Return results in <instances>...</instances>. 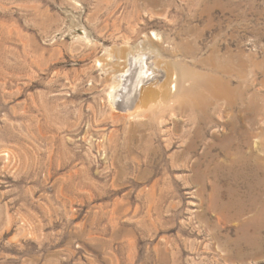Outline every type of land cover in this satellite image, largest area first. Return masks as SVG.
Listing matches in <instances>:
<instances>
[{
  "label": "rangeland",
  "instance_id": "obj_1",
  "mask_svg": "<svg viewBox=\"0 0 264 264\" xmlns=\"http://www.w3.org/2000/svg\"><path fill=\"white\" fill-rule=\"evenodd\" d=\"M0 264H264V0H0Z\"/></svg>",
  "mask_w": 264,
  "mask_h": 264
},
{
  "label": "bare ground",
  "instance_id": "obj_2",
  "mask_svg": "<svg viewBox=\"0 0 264 264\" xmlns=\"http://www.w3.org/2000/svg\"><path fill=\"white\" fill-rule=\"evenodd\" d=\"M156 36V34H155ZM156 38V37H155ZM151 53L153 52H150L148 54L144 53V54H141V55H138V56H134V55H131L129 59H127V62L129 67H127L128 69H125L123 72H121V74L119 75L118 77V80H119V84H118V88L119 86L122 88L124 86H126V89L128 87L127 90H130V96L129 97V100H128V103L125 105H123V109L125 110V112H129V113H137L139 110H141L140 108V103H143L144 99H145V94H144V88L145 86L150 83H152L155 78L158 77V72L159 70L157 71L153 62H151ZM132 54V53H131ZM150 54V55H149ZM156 58V57H155ZM155 60V59H154ZM156 62V61H155ZM158 63V62H157ZM162 64V63H161ZM127 65V66H128ZM155 67H154V66ZM157 65V64H156ZM163 68V67H162ZM158 69V68H157ZM166 75H167V72H165ZM165 75V74H164ZM163 75V76H164ZM162 77V76H161ZM160 77V78H161ZM169 77V76H168ZM129 78V79H128ZM164 78V77H163ZM170 79V77H169ZM174 79V78H173ZM129 80L130 84H127V81ZM168 80V79H167ZM156 82V81H155ZM162 82V81H161ZM159 84V82H158ZM163 84V83H162ZM152 85V84H151ZM150 85V86H151ZM160 87V85H159ZM171 89L174 91L177 89V84L176 82H172L171 83ZM148 88V87H147ZM150 89V88H149ZM115 90V89H114ZM121 90V89H119ZM125 91V89H123ZM121 93H122V90H121ZM127 92L125 91V95ZM117 95H121L120 98L122 97V94H120V91H118L116 93ZM115 94V95H116ZM124 94V93H123ZM124 95V96H125ZM115 97V96H114ZM119 98V97H118ZM123 98V97H122ZM126 99V97H125ZM120 100V99H119ZM126 101V100H125ZM124 101V102H125ZM116 103V102H115ZM119 103V102H118ZM114 105V104H113ZM146 105V104H145ZM120 107V106H119ZM144 107V106H143ZM118 110V109H117ZM121 110V109H120ZM123 111V110H122ZM141 112V111H140ZM135 115V114H133ZM131 117V116H130ZM134 117V116H133Z\"/></svg>",
  "mask_w": 264,
  "mask_h": 264
}]
</instances>
